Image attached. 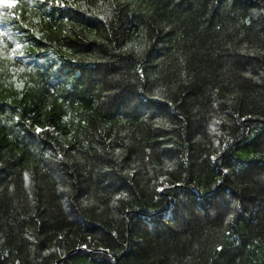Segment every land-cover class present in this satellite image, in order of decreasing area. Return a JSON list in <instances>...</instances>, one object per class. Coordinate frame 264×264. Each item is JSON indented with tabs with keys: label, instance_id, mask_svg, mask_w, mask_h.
<instances>
[{
	"label": "trees",
	"instance_id": "16d2710c",
	"mask_svg": "<svg viewBox=\"0 0 264 264\" xmlns=\"http://www.w3.org/2000/svg\"><path fill=\"white\" fill-rule=\"evenodd\" d=\"M10 2L0 264H264V0Z\"/></svg>",
	"mask_w": 264,
	"mask_h": 264
},
{
	"label": "snow or ice",
	"instance_id": "6c2138e0",
	"mask_svg": "<svg viewBox=\"0 0 264 264\" xmlns=\"http://www.w3.org/2000/svg\"><path fill=\"white\" fill-rule=\"evenodd\" d=\"M19 2H20V0H11V2L6 5V7L11 8L14 5L18 6ZM28 2L31 4L34 2V0H28ZM101 2H102V0H101ZM55 4H56V6H64L62 4V0H55ZM3 18H4L3 16H0V19H3ZM100 19H103V17H100ZM2 35L3 34H0V36H2ZM22 47H23L22 45H16L15 47L11 48L7 53L8 57L11 59V58H14L16 56H23V52L20 50ZM138 51H139V49H138ZM4 54L5 53L3 51V41L0 40V56H3ZM18 87H19V85H18ZM36 131H37V134H39L40 131H42V130L37 128ZM229 219H231V216H229Z\"/></svg>",
	"mask_w": 264,
	"mask_h": 264
},
{
	"label": "clouds",
	"instance_id": "9594fccd",
	"mask_svg": "<svg viewBox=\"0 0 264 264\" xmlns=\"http://www.w3.org/2000/svg\"><path fill=\"white\" fill-rule=\"evenodd\" d=\"M0 15H2V14H0Z\"/></svg>",
	"mask_w": 264,
	"mask_h": 264
}]
</instances>
